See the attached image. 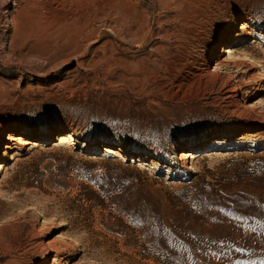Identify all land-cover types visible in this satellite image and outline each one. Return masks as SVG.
I'll return each mask as SVG.
<instances>
[{
	"label": "rangeland",
	"instance_id": "rangeland-1",
	"mask_svg": "<svg viewBox=\"0 0 264 264\" xmlns=\"http://www.w3.org/2000/svg\"><path fill=\"white\" fill-rule=\"evenodd\" d=\"M235 20L253 36L239 30L233 49L253 60L212 71ZM263 83L264 0H0V133L45 132L15 160L0 148V234L17 227L0 236V264H41L64 241L66 264H182L178 225L204 205L264 210V103L242 107L264 100ZM66 132L75 146L56 140ZM215 134L195 171L181 163Z\"/></svg>",
	"mask_w": 264,
	"mask_h": 264
},
{
	"label": "bare ground",
	"instance_id": "bare-ground-1",
	"mask_svg": "<svg viewBox=\"0 0 264 264\" xmlns=\"http://www.w3.org/2000/svg\"><path fill=\"white\" fill-rule=\"evenodd\" d=\"M172 3L162 1V7L171 9ZM125 7V6H124ZM121 12L122 22L129 30L142 25L141 18L137 15V10L134 7L124 8L119 10ZM249 20H235L232 24L215 40L213 49L207 57L208 65L216 63L212 71L218 72L225 66L230 65L235 59L253 60L249 54L240 56L235 48L242 42H246V37L238 39L236 44L233 42L236 36L239 35L238 31L246 32V35L253 36V30L249 29ZM256 43V40H252ZM219 49L221 52L219 53ZM228 52V56L221 58V53ZM242 57V58H241ZM242 61L239 62V65ZM209 66V68H210ZM208 68V72L211 69ZM225 85H231L228 91L234 92L236 96L239 87L233 85L231 80H226ZM264 89V83L262 84ZM260 92V91H259ZM232 94V93H231ZM254 95H256L254 93ZM245 98V96H244ZM243 100L242 107L246 109H256L264 100L259 99L257 102H250ZM20 128L11 126L5 128L0 133V148L5 145L7 151L4 154L10 153V159L15 160V155H20L21 149L19 146L30 145L35 147L36 142H31L38 138L39 135L31 134L30 140H24ZM56 140L60 142H70L68 146H75L77 138L70 132L59 134L55 136ZM220 135H212L209 139L204 138L197 142L188 143L191 145L188 151H183L180 154L181 163L187 166L190 170L195 171L196 161L198 158V149L201 147H212L220 140ZM102 147L107 149L115 157H123L125 152L123 148H112L108 143L102 144ZM191 158L192 161H189ZM138 161H147L146 156H140ZM5 170L3 159L0 157V172ZM264 206V202H262ZM8 227L2 235H9L10 233L17 232L15 224H7ZM41 228V227H40ZM180 232L181 242L178 244V258L182 264H264V210L257 211L252 209L247 202L232 201L229 205H221L218 202H212L211 205H204L203 212L191 220H185L178 225ZM9 233V234H8ZM59 244V243H58ZM49 242V245L42 249L44 253H54L51 257L48 255L41 264H51V260L56 264L64 263L61 256L69 250V243L64 241L59 245Z\"/></svg>",
	"mask_w": 264,
	"mask_h": 264
}]
</instances>
